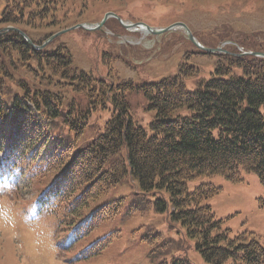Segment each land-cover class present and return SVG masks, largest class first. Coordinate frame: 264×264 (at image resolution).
I'll list each match as a JSON object with an SVG mask.
<instances>
[{"label": "trees", "instance_id": "obj_1", "mask_svg": "<svg viewBox=\"0 0 264 264\" xmlns=\"http://www.w3.org/2000/svg\"><path fill=\"white\" fill-rule=\"evenodd\" d=\"M63 9L62 0H7L0 9V29L58 25ZM46 49L32 48L14 31L0 34V180L17 182L19 188L26 183V190L32 176L38 181L42 173L51 174L48 181H39L37 194L47 190L48 213L72 223L84 213L61 208L64 200L70 205L84 200L85 205L128 179L137 186L139 199L185 227L207 263L264 264V248L256 239H231L205 205L217 191L212 185L188 189L203 175L240 180L249 173L264 187V59L250 57L248 63L245 57L219 55L227 66L218 64L209 79L188 90L185 67L156 82L111 84L73 67L64 44ZM12 55L18 63L29 55L76 95L67 100L58 91L22 80L12 84L2 63H11ZM136 94L154 111L149 130L131 114L128 97ZM97 110L108 116L88 136ZM160 264L192 263L172 257Z\"/></svg>", "mask_w": 264, "mask_h": 264}, {"label": "rangeland", "instance_id": "obj_2", "mask_svg": "<svg viewBox=\"0 0 264 264\" xmlns=\"http://www.w3.org/2000/svg\"><path fill=\"white\" fill-rule=\"evenodd\" d=\"M6 1L0 0V9ZM62 1L64 9L59 15L60 24L44 25L39 30L14 28L22 30L37 46L58 32L66 31L50 40L43 49L64 44L72 55L73 67L91 72L95 78H103L111 84L156 82L185 67L184 83L192 90L201 81L209 79L218 64L227 66V63L219 56L205 54L195 47L180 28L150 35L126 30L117 20L109 18L101 30L67 31L80 23L97 24L107 13L115 14L123 22H141L154 29L182 23L200 46L219 47L234 57L250 52L264 54V0ZM6 53L8 55L9 51ZM242 57L250 63L249 56ZM27 59V62L18 63L19 58L12 55L11 63L2 61L7 75L12 77V84L17 83V79L22 80L29 86L58 91L67 100L76 95L67 82L62 83L49 68L38 65L29 55ZM56 67L60 70L58 65ZM246 68L251 70L248 65ZM234 72L240 73L238 69ZM128 100L134 121L149 130L154 111L146 109L140 94L130 95ZM107 116L106 111L101 113L100 110L92 114L88 136L100 129ZM50 177L51 174L42 173L40 180L35 181L37 175L32 176L30 181H34L26 190H23L26 183L19 188L17 182L15 190L8 186L0 188V206L8 212L7 220L0 221V264H160L163 261L170 263L172 257H186L193 264H209L196 251L185 227L174 220L172 214L158 213L139 199L137 186L131 180H123L122 176H119V180H123L121 183L98 199L85 205L84 200L73 204L75 211L81 208L84 214L72 223L60 221L45 210L36 214L34 201L46 202L41 198L45 197L43 194L41 197L37 194L38 183L48 181ZM200 184H210L217 190L205 205L221 221V228L231 239L236 236L245 238L244 242L256 239L264 248V187L257 175L242 174L240 180L223 175H203L190 181L188 189L193 190ZM3 185L8 184L0 183V187ZM47 200L51 203L50 196ZM66 203L64 200L65 209ZM107 203L108 207L105 206ZM94 213L91 228L84 236H77L75 232L81 220L91 219ZM95 244L102 245V249L92 256L88 249ZM151 252L154 258H151Z\"/></svg>", "mask_w": 264, "mask_h": 264}, {"label": "water", "instance_id": "obj_3", "mask_svg": "<svg viewBox=\"0 0 264 264\" xmlns=\"http://www.w3.org/2000/svg\"><path fill=\"white\" fill-rule=\"evenodd\" d=\"M109 16H113V17H116L114 14L112 13H107L104 18L102 19V21H100L98 24L94 25V27L92 25L88 26V25H78V26H75L72 29H75V28H78V27H81V28H84L86 30H90V31H93V30H99L103 24L105 23L106 19L109 17ZM120 24L125 28V29H128V30H144L145 32L151 34V35H160V34H163V33H166V32H169V31H173L174 29L176 28H181L187 39L197 48H199L200 50L204 51V52H207V53H215V52H219L221 51L220 49H208V48H205L203 46H200L196 39L193 37V35L191 34L190 30L187 28L186 25L182 24V23H175L173 25H171L170 27H166V28H163V29H154V28H151L149 26H147L146 24L144 23H130V24H125L124 22H122L118 17H116ZM70 30V29H69ZM4 31H14V32H17L19 35H21L23 38L26 39V41L35 49H43L47 43L56 38L57 36L61 35L62 33H64L65 31H62V32H59L53 36H51L47 41H45V43H43L41 46L39 47H36L34 46L31 41L19 30L15 29V28H6L2 31H0V33L4 32ZM243 55H250V56H254V57H263L264 58V54L263 53H243Z\"/></svg>", "mask_w": 264, "mask_h": 264}, {"label": "clouds", "instance_id": "obj_4", "mask_svg": "<svg viewBox=\"0 0 264 264\" xmlns=\"http://www.w3.org/2000/svg\"><path fill=\"white\" fill-rule=\"evenodd\" d=\"M39 208L37 206L36 214H38ZM8 218V212L7 210L0 208V221H5Z\"/></svg>", "mask_w": 264, "mask_h": 264}, {"label": "bare ground", "instance_id": "obj_5", "mask_svg": "<svg viewBox=\"0 0 264 264\" xmlns=\"http://www.w3.org/2000/svg\"><path fill=\"white\" fill-rule=\"evenodd\" d=\"M146 34V33H145Z\"/></svg>", "mask_w": 264, "mask_h": 264}]
</instances>
